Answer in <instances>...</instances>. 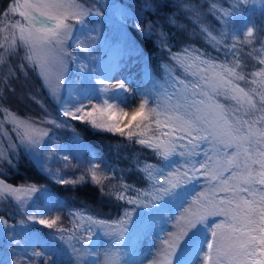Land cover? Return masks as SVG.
<instances>
[{
  "label": "snow or ice",
  "instance_id": "6c2138e0",
  "mask_svg": "<svg viewBox=\"0 0 264 264\" xmlns=\"http://www.w3.org/2000/svg\"><path fill=\"white\" fill-rule=\"evenodd\" d=\"M97 4L98 0L92 4L87 0H11L0 13V64L7 65L23 49L27 66L38 71L60 104V114L67 118L36 121L0 105V138L8 141L7 148L0 146V162L11 164V155L23 146L35 157L43 156L42 167L51 173L48 159L60 156L62 149L45 151L50 129L39 125L69 127L68 120L119 133L152 152L157 162L136 158L135 168L147 183L145 188L130 185L122 177L109 188L105 182L115 179L116 170L89 162L87 173L101 195L133 207L112 219L72 210L73 228H58L59 235L44 242L50 251L31 255L41 257L43 264H264V0H227V6L221 0H161L157 4L146 0L145 12L174 8L167 23L178 31L186 30V25L178 23L183 13L194 26L193 34L198 29L217 56L194 45L173 51L163 25L151 20L142 23L130 5L106 3L103 7L114 9L118 21L116 58L108 65L101 61L89 68L70 49L76 47L93 58L95 29H89L88 23L93 16H103ZM257 8L259 23L253 19ZM249 9L253 15H248ZM11 14L22 19L5 23ZM207 16L220 27L208 24ZM128 27L168 53V61L159 64V76L143 48L129 38ZM245 56L255 62L251 69ZM133 57V63L140 65L143 86L134 97L138 104L129 111L128 81L111 80L121 61ZM70 64L80 73L87 72V78L69 82ZM6 125H11L14 139ZM62 158L69 160L68 155ZM52 175L59 184L86 182L83 175L65 179L60 170ZM37 191L35 185L14 187L0 180V201L14 202L28 221L52 229L59 216L47 219L51 207L32 206L31 194ZM167 222L173 230L160 227ZM19 226L23 243L15 236L10 240L23 249L36 247L40 241L24 220ZM10 227L16 225L10 226L0 215V228L7 233ZM97 236L107 245L96 243ZM141 240L150 241L147 250L138 248Z\"/></svg>",
  "mask_w": 264,
  "mask_h": 264
},
{
  "label": "trees",
  "instance_id": "16d2710c",
  "mask_svg": "<svg viewBox=\"0 0 264 264\" xmlns=\"http://www.w3.org/2000/svg\"><path fill=\"white\" fill-rule=\"evenodd\" d=\"M131 6V10L138 16L142 17V23L147 24L149 20L154 21L157 25H163L164 30L170 34L169 43L173 45V51L179 50L184 45H194L213 56L218 54L208 45L199 35V30L188 21L183 13L178 15V23L186 25L185 31H178L170 27L167 23V17L176 10L171 7H157L155 12L143 11V5L146 0H122ZM11 0H0V12L4 10ZM153 4L160 3L161 0H149ZM200 3L202 0H194ZM227 6V0H221ZM171 3V0H169ZM207 5L205 4V9ZM253 15L252 10L248 12ZM253 19L259 23L261 20L260 9L257 8ZM206 22L216 28L220 24L211 16H207ZM136 43L143 48L144 52L151 59L152 68L157 76L160 75L159 64L161 61H168V53L161 52L151 41L143 39L140 33L133 27L126 29ZM264 36V34H262ZM257 38V43L259 39ZM248 50L249 46H241ZM20 50L19 54L10 58L7 65L0 64V105L9 108L22 117H29L36 121H43L49 118L58 122L64 121L65 117L60 114L59 103L54 102L48 95L37 70L27 66V61L23 59L24 51ZM101 49L96 48V51ZM223 59V56L220 57ZM249 65V69L254 61L244 57ZM25 65L23 68L21 65ZM72 71L69 80L74 76ZM69 127H56L52 124H40L46 129H50V135L59 143L68 146L70 157L68 161L63 158H55L53 166L61 169L65 174V179L76 180L82 175L86 182L75 186L71 184H59L47 172L37 165L31 155L22 146L17 147L15 153L11 155L12 163L7 160L0 162V178L7 183L14 185H35L38 192L33 203L45 205L47 201L41 194V191L47 190L52 199L53 207L56 211L54 219L59 216L56 224L52 229L38 223L27 221L12 201H0V215H3L8 223L16 225L14 229L19 234V240L23 243L20 235L19 222L24 220L25 224L31 229L36 230L43 241L51 240L54 236L59 235L56 231L58 228L72 229L73 220L71 211L75 209H84L90 214L102 218L112 219L117 217L124 208L133 207L125 202L116 201L108 195H101L99 185H94L91 181L90 174L87 173L89 162L100 163L105 170L114 168L115 179L106 181L109 188L117 185L121 179L136 187L145 188L147 183L141 173L135 168L136 158L141 161L147 160L157 162V158L143 146L136 145L121 137L119 133H107L93 130L91 126L85 125L79 121L68 120ZM74 129V130H73ZM78 138V139H77ZM7 148V146H6ZM13 230V228H9ZM7 231V232H8ZM68 233L65 232V235ZM5 238V236H4ZM4 238L1 247H5ZM96 243H98L96 241ZM14 244V243H13ZM99 244V243H98ZM79 245L77 244V247ZM20 249L19 246L16 245Z\"/></svg>",
  "mask_w": 264,
  "mask_h": 264
},
{
  "label": "rangeland",
  "instance_id": "374dc122",
  "mask_svg": "<svg viewBox=\"0 0 264 264\" xmlns=\"http://www.w3.org/2000/svg\"><path fill=\"white\" fill-rule=\"evenodd\" d=\"M94 2H97V0H87L88 4H92ZM106 3L107 4H115L117 6L127 5L122 0H98L97 6L100 7V11L103 12V16H93L90 18L89 23H88L89 29H93V28L95 29V32L92 33V35L95 37V39L92 41V50H91V56L93 58L89 59L87 56H85L84 53H82L76 47H72L70 49L71 52H73L74 54L79 56L82 60H84V62L88 64L89 68L97 66L98 64H100L101 61H103L105 65H108L116 58V45L119 43L118 32H117L118 21L116 20V17L113 14L115 11L114 9L103 7V5ZM9 4L5 9H7L9 7ZM4 10H2L0 13H3ZM248 15H250V14L248 13ZM0 18H2V17H0ZM20 19H22V18L19 17L18 14H11L10 20L5 21V23H10V22H13L15 20H20ZM0 27H3V24H0ZM126 32L128 33L129 38L133 39L127 30H126ZM85 33H87V29H85ZM81 39L83 40V39H85V37L82 36ZM96 48L101 49V50L96 51ZM22 51H24V50H22ZM134 59H135L134 57L133 58H125L123 61H121V68L119 69V71H117L114 74V76L111 80V83H117L121 79L128 81V87L131 89L130 92L126 93L129 105L131 106L127 109L129 111H131L132 107H135L136 104H138V102H139L138 98L134 99V97L136 95V90L143 86L141 78H140V65L134 64L133 63ZM72 71H74L75 74L69 80V76H70ZM37 73H38V71H37ZM87 76H88V73L87 72L86 73H80L75 64L69 65V69L67 72V80L69 82L78 81L81 79V77L87 78ZM40 79L42 80L48 95L51 97V99L54 102H56V100H54V98L50 95L49 89L46 87L45 81L41 78V76H40ZM67 95H68V92H67V89H65L64 97L66 98ZM59 110H60V104H59ZM49 119H52V118H49ZM39 126L41 128H44L41 125H39ZM6 127L8 128L10 134L12 135V137L14 139L15 133L11 132V125H6ZM45 140L47 141L48 138L46 137ZM7 144H8L7 140H2V138H0V146H2L3 148H6ZM57 146H59V148L62 149L60 156H54V157L48 159V162H47V167L49 169H51V173H49V172H47V173L53 179H55V178L52 175V173H55L57 170H60V174L65 178V174L63 173V171L61 169L53 166L52 163L55 160V158H62L64 155H68L70 157V155H71L68 146H66L63 143L57 142L52 136H51V141L47 143V148L45 149V151H49L52 148L57 147ZM23 148L25 150H27L25 147H23ZM27 152L31 155V157L34 159V161L37 163V165H39V167L41 169H43L42 164L44 161V157L40 156L39 158H37L28 150H27ZM0 180H2V179L0 178ZM7 184H10V183H7ZM11 185H13L14 187L32 186V185H14V184H11ZM41 194L43 195V197H45V200L47 201V203L45 205H41L39 203H33V200L36 196V192L31 194L32 199L30 200V203L32 204L33 207H44L46 205L51 207L53 210L45 218L54 219L56 211L53 207L52 199L50 197L49 192L47 190H44V191L42 190ZM16 207H17V205H16ZM17 209L22 214L24 213L18 207H17ZM25 217H26V215H25ZM26 219H27V217H26ZM28 222L34 223L31 221H28ZM8 224L11 226V223H8ZM160 227L164 228L166 231L173 230L171 222L162 223L160 225ZM16 230H18V227H17V229L9 230L6 233L3 230V228H0V264H12V261L14 259L17 260V264H29L30 260L34 261L35 264H43L41 257L32 256L31 253L33 251H36V252L44 251L45 253H48L50 251V249L45 247V244H44L45 241H43V239L39 236V234L36 232V230H31L33 237L35 239L39 240L40 243L34 248L23 249L20 247V249H19L16 247V244L10 240L11 236H15V238L17 240H19V234L16 232ZM157 231H158V229H157ZM19 232L21 233V228H20ZM4 236H5V238H4ZM3 238H4V241L6 244L5 247H1V242H2ZM95 239L99 244H102L103 246L107 245V241L103 237L97 236ZM149 244H150L149 240H141L138 244V248L142 249V250H147Z\"/></svg>",
  "mask_w": 264,
  "mask_h": 264
}]
</instances>
